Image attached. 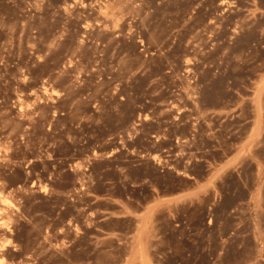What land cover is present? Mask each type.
Returning a JSON list of instances; mask_svg holds the SVG:
<instances>
[{"label": "rangeland", "instance_id": "1", "mask_svg": "<svg viewBox=\"0 0 264 264\" xmlns=\"http://www.w3.org/2000/svg\"><path fill=\"white\" fill-rule=\"evenodd\" d=\"M0 264H264V0H0Z\"/></svg>", "mask_w": 264, "mask_h": 264}, {"label": "crops", "instance_id": "2", "mask_svg": "<svg viewBox=\"0 0 264 264\" xmlns=\"http://www.w3.org/2000/svg\"><path fill=\"white\" fill-rule=\"evenodd\" d=\"M237 159V153L233 158H228L226 160H223L219 162L217 165L212 167L213 169L209 170V176L205 180H194L192 182V186L189 188L182 190L176 194L172 195H166V196H161L157 195L154 196L153 200H151L150 205H149V211L151 212L150 217H152V221L156 223V218L159 213V211L163 207V201L168 200L167 202H174L176 200L180 202H185L188 200H193L196 199L197 197L201 196L203 194L204 189H210V186L214 185L217 182V178L223 174L226 170L232 169V166H235L234 162ZM191 178V177H190ZM169 198V199H167ZM145 211L143 210H138L136 213L139 214L138 218H135V220L141 219L142 215L144 214Z\"/></svg>", "mask_w": 264, "mask_h": 264}]
</instances>
